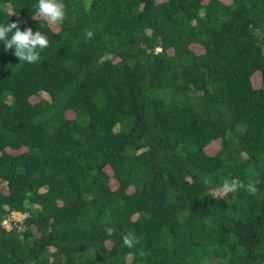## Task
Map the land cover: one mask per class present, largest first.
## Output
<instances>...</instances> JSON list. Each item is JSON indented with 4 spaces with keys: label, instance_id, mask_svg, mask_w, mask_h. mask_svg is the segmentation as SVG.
Instances as JSON below:
<instances>
[{
    "label": "trees",
    "instance_id": "trees-1",
    "mask_svg": "<svg viewBox=\"0 0 264 264\" xmlns=\"http://www.w3.org/2000/svg\"><path fill=\"white\" fill-rule=\"evenodd\" d=\"M63 2L0 0V264H264V0Z\"/></svg>",
    "mask_w": 264,
    "mask_h": 264
},
{
    "label": "clouds",
    "instance_id": "clouds-1",
    "mask_svg": "<svg viewBox=\"0 0 264 264\" xmlns=\"http://www.w3.org/2000/svg\"><path fill=\"white\" fill-rule=\"evenodd\" d=\"M34 7L36 9V15L46 25L59 26L66 19V5L63 0H38V3ZM93 36V30H85L84 37L86 40L91 39ZM0 41L3 42L5 50L14 49V55L20 62H27L29 64L39 62L41 59V50L49 46V38L45 33L40 30L33 32L31 27H25L21 30L19 21L0 23ZM202 182L205 185H209L212 183V178L204 177ZM240 190H245L251 194L255 193L257 189L255 183L249 181L245 184L238 177L224 179L216 190L215 198L225 199L229 194L237 193ZM104 231L109 237L116 233V229L110 226V222L107 220L105 221ZM121 238L123 246L129 249L134 248L141 239L131 230ZM141 254L143 255L144 253L141 252Z\"/></svg>",
    "mask_w": 264,
    "mask_h": 264
},
{
    "label": "rangeland",
    "instance_id": "rangeland-1",
    "mask_svg": "<svg viewBox=\"0 0 264 264\" xmlns=\"http://www.w3.org/2000/svg\"><path fill=\"white\" fill-rule=\"evenodd\" d=\"M255 77L258 80V78H259L258 72L255 73ZM213 149H214V146H213L212 150ZM108 172L111 173V170H108ZM110 182L113 184L114 183V179L110 178ZM213 192H214V194H216V189ZM11 217H13L16 220H21L24 217V215L22 213H19V212H13L11 214Z\"/></svg>",
    "mask_w": 264,
    "mask_h": 264
}]
</instances>
